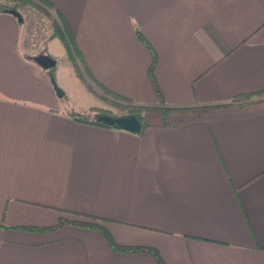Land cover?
I'll return each mask as SVG.
<instances>
[{"label": "crops", "instance_id": "obj_1", "mask_svg": "<svg viewBox=\"0 0 264 264\" xmlns=\"http://www.w3.org/2000/svg\"><path fill=\"white\" fill-rule=\"evenodd\" d=\"M48 1L97 91L158 105L135 28L167 105L264 89V0ZM19 23L0 12V264H157L93 229H23L75 217L65 211L108 219L117 243L155 247L166 264H264V95L147 112L139 132L77 121L51 71L19 50ZM69 62L73 80H61L84 86Z\"/></svg>", "mask_w": 264, "mask_h": 264}, {"label": "trees", "instance_id": "obj_2", "mask_svg": "<svg viewBox=\"0 0 264 264\" xmlns=\"http://www.w3.org/2000/svg\"><path fill=\"white\" fill-rule=\"evenodd\" d=\"M18 3H23L35 7L37 10H39L40 12L51 18V33L49 35V38L56 37L61 40L67 52L68 58L72 63L75 75L84 84L86 90H88L89 92L96 93L97 95L102 97L107 103L106 105L107 107L92 106L90 108L88 115L87 114L71 115V117L77 121L97 124L104 127L123 129L120 125L117 124V122H115V119L125 116L128 117L135 116L139 120L142 129L146 125V123L144 122V115L147 112L159 113L164 118L168 117L173 113L174 114L175 113L204 114L209 109L215 107L229 106V105L243 106L246 104L245 101L249 100L250 97L256 95H264V89H263L261 91H257L253 93H245L240 96H237V98L243 97L241 99L242 101H235V102L231 101L228 103L193 106V107H188V106L176 107L172 105H167L164 102L163 95L161 93V90L159 89V86L157 85L154 75V67L156 63L155 50L153 49L151 44L147 41V39L143 36V34L139 31L138 28H135L136 35L151 54V61L147 69V74L152 83L155 94L157 96L158 105L152 106V105H144V104L136 103L128 97L119 95L117 93H114L106 89L102 85H99L100 88L103 90V93H100L89 83V81L91 82H96V81H94L95 79L88 73L87 69L85 68L83 64V59L76 45L72 32L69 29L68 25L66 24L60 11L56 9L53 6V4L50 3L48 0H0V12H5L6 9H11V8L17 10ZM48 9L51 10L52 13H49ZM106 117H107L106 119L107 121L104 120V118ZM65 212L75 215V217H59L57 222L53 225L44 226V227L27 226V227H23V229L49 231L58 228L64 224L77 225L98 231L103 236L109 247L115 252H119V253L143 252L151 255L157 264H166L163 258L161 257L159 251L155 247L145 246V245H125V244L117 243L106 226L108 219L93 215H86L74 211H65Z\"/></svg>", "mask_w": 264, "mask_h": 264}, {"label": "rangeland", "instance_id": "obj_3", "mask_svg": "<svg viewBox=\"0 0 264 264\" xmlns=\"http://www.w3.org/2000/svg\"><path fill=\"white\" fill-rule=\"evenodd\" d=\"M17 10L23 18L22 22L19 23V50L25 54L26 58L45 54L57 61V65L48 70H51L57 85L65 92L60 97V110L70 115H88L91 106L107 107V103L102 97L86 90L85 86H82L75 78V82L73 81L71 85L69 80L66 81L64 78L61 80L60 73H63L65 78L72 80L73 74L70 68L67 69L68 65H70V60L69 58H67L68 62L66 60L68 55L61 40L55 38V40L50 42L48 38L51 33V18L35 7L23 3L17 4ZM48 12L52 13L49 9ZM89 83L95 87L93 82L89 81ZM98 92L103 93V90L99 89Z\"/></svg>", "mask_w": 264, "mask_h": 264}, {"label": "water", "instance_id": "obj_4", "mask_svg": "<svg viewBox=\"0 0 264 264\" xmlns=\"http://www.w3.org/2000/svg\"><path fill=\"white\" fill-rule=\"evenodd\" d=\"M6 11L13 14L17 18L18 22H22L23 18L16 9H12V8L6 9ZM32 59L38 66H40L43 69H47V70L56 65V61L53 58L45 54H38ZM50 81H51V84L53 86V89L56 95L58 97H61L63 95V90L57 85L53 76L50 77ZM106 119L107 117L104 118V120ZM115 122H117V124L120 125L123 129L131 131V132H139L141 130V124L135 116L119 117L115 119Z\"/></svg>", "mask_w": 264, "mask_h": 264}]
</instances>
